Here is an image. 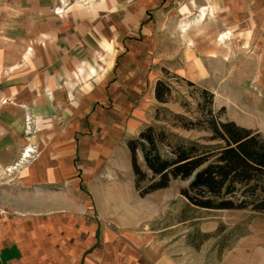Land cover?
I'll return each mask as SVG.
<instances>
[{
	"label": "rangeland",
	"instance_id": "1",
	"mask_svg": "<svg viewBox=\"0 0 264 264\" xmlns=\"http://www.w3.org/2000/svg\"><path fill=\"white\" fill-rule=\"evenodd\" d=\"M204 2L0 0V48L11 45L15 37L16 51L22 56L48 58L50 63L41 71L56 67L58 61L54 71L59 73L55 76L60 85L73 84V92L80 94L89 87L87 91L94 92L96 99H105L100 104L96 101L90 110L109 112L121 85L128 87L131 105L125 120L134 119L136 125L121 128L115 137L117 149L148 124L201 141L203 131L171 128L165 121L169 113L192 120L199 117V104L206 105L199 94L201 88L212 94L211 109L218 119L255 129L264 138V79L259 81L260 74L249 72L256 69V62L241 49L246 43L242 36L228 31L216 36V29L222 26L209 14L202 22L205 15L201 17V12L203 8L207 11L201 6ZM220 34H225L222 40ZM75 55L79 57L78 78L60 70ZM196 62L203 64V70ZM72 78L75 83L78 79L76 84L70 83ZM156 79L170 87L165 103L147 98ZM99 85L101 96L96 94ZM136 86L139 92L131 90ZM70 90L65 89L66 98ZM140 99L144 105L139 112ZM118 154L132 183L126 148ZM137 159L142 167L139 153ZM187 182L172 179L166 188L129 203L135 208L127 214L118 210L116 218L108 220L116 232L136 228L139 239L130 250L137 264H264V213L195 207L179 194ZM114 205L117 209L120 202L113 201Z\"/></svg>",
	"mask_w": 264,
	"mask_h": 264
},
{
	"label": "crops",
	"instance_id": "2",
	"mask_svg": "<svg viewBox=\"0 0 264 264\" xmlns=\"http://www.w3.org/2000/svg\"><path fill=\"white\" fill-rule=\"evenodd\" d=\"M204 1L202 22L209 14L222 26L216 36L224 31L242 36L241 49L256 62L249 72L263 81L264 0ZM78 58L71 56L61 73L78 78ZM28 59L16 51L15 37L0 48V203L7 212L0 218V264H137L130 250L139 239L136 228L116 232L109 225L118 210L127 214L135 208L129 203L141 199L120 164L118 150L125 142L120 149L114 145L123 126L136 125L125 120L128 87L121 85L109 112L90 110L104 98L96 99L89 87L80 94L73 84L60 85L54 71L58 61L46 70L48 58ZM70 83L76 84L73 78ZM147 98H153V87ZM143 105L140 99L139 112ZM25 148L32 151L21 157Z\"/></svg>",
	"mask_w": 264,
	"mask_h": 264
},
{
	"label": "trees",
	"instance_id": "3",
	"mask_svg": "<svg viewBox=\"0 0 264 264\" xmlns=\"http://www.w3.org/2000/svg\"><path fill=\"white\" fill-rule=\"evenodd\" d=\"M199 94L206 99L204 107L199 104V117L169 113L165 121L171 128L203 131L201 141L150 124L126 139L134 189L142 197L166 188L172 179L187 180L179 194L195 207L264 213V138L255 129L218 119L212 94L205 88ZM169 96V85L156 79L154 100L165 103Z\"/></svg>",
	"mask_w": 264,
	"mask_h": 264
},
{
	"label": "built area",
	"instance_id": "4",
	"mask_svg": "<svg viewBox=\"0 0 264 264\" xmlns=\"http://www.w3.org/2000/svg\"><path fill=\"white\" fill-rule=\"evenodd\" d=\"M32 151V148H25L22 153H21V157L22 156H28L29 153ZM10 169H5V171H9ZM7 214L5 208L3 207V205L0 203V218L5 216Z\"/></svg>",
	"mask_w": 264,
	"mask_h": 264
},
{
	"label": "bare ground",
	"instance_id": "5",
	"mask_svg": "<svg viewBox=\"0 0 264 264\" xmlns=\"http://www.w3.org/2000/svg\"><path fill=\"white\" fill-rule=\"evenodd\" d=\"M204 15H205V13H204V11H202L201 12V17H204ZM223 37H225V34L221 35L220 40H222Z\"/></svg>",
	"mask_w": 264,
	"mask_h": 264
}]
</instances>
